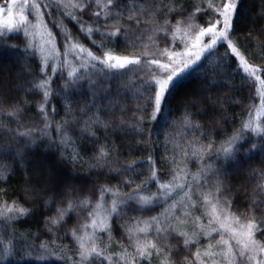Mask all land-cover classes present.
Returning <instances> with one entry per match:
<instances>
[{
  "label": "snow or ice",
  "instance_id": "6c2138e0",
  "mask_svg": "<svg viewBox=\"0 0 264 264\" xmlns=\"http://www.w3.org/2000/svg\"><path fill=\"white\" fill-rule=\"evenodd\" d=\"M0 264H264V0H0Z\"/></svg>",
  "mask_w": 264,
  "mask_h": 264
},
{
  "label": "trees",
  "instance_id": "16d2710c",
  "mask_svg": "<svg viewBox=\"0 0 264 264\" xmlns=\"http://www.w3.org/2000/svg\"><path fill=\"white\" fill-rule=\"evenodd\" d=\"M85 43H87V41H85ZM89 46H91V45H89ZM223 51H224V49H221V52H223ZM192 84L194 85L195 84V81H192ZM237 111H239V110L237 109ZM253 163H254L255 166H259V159H257Z\"/></svg>",
  "mask_w": 264,
  "mask_h": 264
}]
</instances>
